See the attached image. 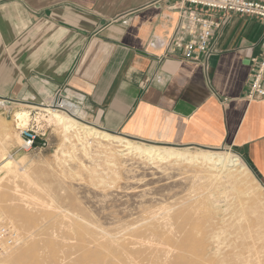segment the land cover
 I'll use <instances>...</instances> for the list:
<instances>
[{
    "label": "crops",
    "instance_id": "crops-1",
    "mask_svg": "<svg viewBox=\"0 0 264 264\" xmlns=\"http://www.w3.org/2000/svg\"><path fill=\"white\" fill-rule=\"evenodd\" d=\"M179 19L166 0H0V97L65 90L100 130L234 150L264 187V101L246 99L262 22L232 15L191 62L166 52Z\"/></svg>",
    "mask_w": 264,
    "mask_h": 264
},
{
    "label": "rangeland",
    "instance_id": "rangeland-1",
    "mask_svg": "<svg viewBox=\"0 0 264 264\" xmlns=\"http://www.w3.org/2000/svg\"><path fill=\"white\" fill-rule=\"evenodd\" d=\"M62 93L66 95L61 97ZM0 99L7 104H0V131L3 133L4 129L13 136L19 134L15 130L13 113L19 109H25L18 105L20 103L51 106L55 110L63 109L61 112H66L69 106L81 115L78 101L65 90L47 100L37 98L38 101L32 99L24 101L23 97L15 99L0 97ZM59 99L66 102L67 107L54 108ZM26 110L33 112V115L37 113V121H40L39 125L47 131V135L30 151L22 149L21 141H17L13 146L7 145V148L8 154L18 161L17 169L20 173L26 170L35 184L21 176L9 175L3 186L12 193L9 199L14 198V203L19 204L24 211L37 220L35 227L22 228L17 224L13 225L21 234L20 239L23 237L29 242L37 240L44 244V246L40 244L41 248L38 249L34 259L43 261L48 257H54L55 263L62 261L64 264H94L93 259L98 256L102 261L100 264H135V262L150 264V262L153 263L152 260L158 261V264L165 260L167 264H190L201 255L199 242L211 224L210 217L204 216L206 214L202 211V197L204 193L205 195L215 193L214 195L218 198L221 197L220 195L225 198L227 191L229 193L231 190L228 183L223 180L214 182L209 178V172L204 171L207 169L203 166L196 167L186 163H152L140 157L118 154L121 148L117 145L107 146L104 143L99 146L98 142L94 141L86 144L80 142L79 137L72 133L66 138L62 129L47 121L49 118L38 114L42 111ZM85 122L96 127L87 120ZM130 140L150 146L170 147ZM105 149L116 153L115 166L112 167L106 162L107 156L103 153ZM188 149L193 152L209 150ZM225 150L239 155L231 149H215L218 152ZM4 163L1 162L0 168ZM15 185L16 187L18 185L17 189L21 190L19 196L12 192L16 190ZM228 193L226 201L222 198L224 201L219 204L223 203L220 207V218L215 221L226 217L225 221L232 226L228 229L229 231L239 232V226H249L264 237V190L258 194L261 199L256 197L248 201L246 198L248 201L245 202L244 207L246 218L239 215V212L243 211L240 202L237 199L233 200L232 192V194ZM233 204L237 208L233 209ZM5 205L7 204L0 207V214L5 213L3 218L11 223L7 215L8 207ZM228 205H230L229 209ZM225 208L227 213L223 211ZM194 218H199L198 226L197 224L189 226V220ZM241 219L243 223L239 222ZM68 224L73 226L68 227ZM194 229L198 230L199 236H196ZM185 239H191L192 244L195 243V245L188 249H180ZM151 242L155 245L153 246ZM20 243L11 253L19 252L24 247ZM134 243H143V246H135ZM140 249L147 253H141ZM0 264H6V262Z\"/></svg>",
    "mask_w": 264,
    "mask_h": 264
},
{
    "label": "bare ground",
    "instance_id": "bare-ground-1",
    "mask_svg": "<svg viewBox=\"0 0 264 264\" xmlns=\"http://www.w3.org/2000/svg\"><path fill=\"white\" fill-rule=\"evenodd\" d=\"M50 101L52 102V100ZM3 103H5V101L0 99V104H3ZM58 104L61 105V107H67L66 102H63L61 104L59 102ZM18 105L21 107H24L25 109H19L15 111V113H13L14 118L21 121V123L23 124H26L27 122L30 121L31 115L26 109H36V110L42 111L41 113H38V114H40L44 118H47V119L49 118L47 121H49L50 123L62 129L66 138L68 134L72 133L75 136L79 137L78 140L80 142H83V143L85 142L86 144H90L91 142L94 141V142H98L99 146L100 144H104V143L107 144V146L117 145L118 147L121 148L119 149L118 154L122 156L132 155L135 157H140V158L149 160L152 163H180V164L186 163V164L196 166V167H202V166L205 167V169L207 170H204V171L209 172L208 173L210 175L209 178L212 179L214 182L223 180L225 183L229 184L231 188V190H229L230 191L229 193L232 192L234 194L233 200L237 199L240 202V205L243 209V211L239 212L240 213L239 215H242L241 217L246 218V212H245L246 209L244 210V207L246 205L245 202L251 201L252 199H256V197L257 199H261V197L259 198L258 194H260L264 190V187L259 183V181L256 179V176L253 175L252 171L248 168V166L242 160V158L239 155L234 154L229 150L219 151V152L215 150L213 151L212 150L211 151L210 150H200V151L193 152L188 148L187 149H177V148H171V147H159V146H154V145L150 146V145L140 144L137 142H133L124 136L113 135L108 132L102 131L99 128L88 125V123L85 122L83 116H81L80 113H78L74 108H71L69 106L67 107L66 112H61V110L63 109L59 111V110L53 109L51 106H43V105L37 106V105L30 104V103H20ZM16 106L17 105H15V107ZM17 141L23 142V139L20 137L19 134L13 136L12 133H9L8 131L4 129H3V133H1L0 131V159L5 157L4 160L0 161V164L1 162H5L0 168V207L3 206L5 203L7 204L5 206L8 207L9 212L7 215L8 217H10L11 224L13 225L17 224L22 228L33 227V226L35 227L36 221H37L36 218L30 215L28 212L24 211V209L20 207L19 204L14 203L15 201L14 198L9 199L12 193L10 192L9 189L3 186V183L6 177H8L9 175H14L15 177L21 176L25 178L27 181H30L31 183L35 184V182L31 179L30 174L26 170H23L20 173V170L17 169L18 161H16L13 158V156H11V154H8L7 145L13 146L16 144ZM21 145H22L21 147L24 146L22 143ZM104 146L107 147L106 145ZM82 148H83V145H82ZM100 152L102 154L101 150ZM103 153L104 154L106 153L105 156H107V158L104 156L107 159L106 162H108L109 165L111 164L112 167L115 166L114 159H115L116 153L113 150L111 151L107 149H105ZM96 174H95V177L97 178ZM17 187L19 186L17 185ZM17 187L15 191L14 190L12 191L14 192V194L17 193L16 195L21 193V190H19V188L17 189ZM242 187L245 188V190H243ZM227 193L225 194V198L226 196H228ZM209 194L210 195L208 194L205 195L204 193V196L202 197L201 206L204 209V210L202 209L203 213L206 214L204 216L210 217L209 222L211 224L209 227H207L208 225L206 226L209 229L203 233V239L201 240V242H199L201 243L200 244L201 246L199 249L201 252V255L197 257L196 259H194L190 264H264V237L258 231H254V229L249 226H245V227L243 225L239 226L240 223L237 224L240 227L239 232L229 231L228 229L232 226L230 223L225 221L226 217L225 218L221 217L223 218L222 220L215 221L217 218H220L219 216L220 211H221L220 207L221 205H223V203L221 205L219 204L222 201H224L222 199L224 197L220 195L221 196L220 197L221 199H220L216 195H214L215 193L214 194L209 193ZM21 196L26 197L23 194ZM231 196H229L230 199H231ZM246 198H248V201ZM229 202H226V203L228 204ZM232 203L233 202H231V204ZM235 207L236 206H234L233 204V209ZM229 208H230V205H228V209ZM223 211L227 213L226 208ZM235 213H233V215ZM196 214L199 215V213H196ZM0 215L2 216V217L0 216L2 219H5L3 218V216L5 217L6 215L5 213L4 214L1 213ZM231 215L232 214H230V216ZM201 216L203 217V215ZM234 216H235L234 218H236V215ZM237 219H235V221H237ZM199 221H200L199 218L191 219L189 220V226H196V224L198 226ZM235 221H234V224H235ZM242 221H243L242 219L239 220V222H242ZM245 221L247 220L245 219ZM69 224L67 225L68 227L73 226ZM203 227H205V225H203ZM197 231H195L196 236H199L197 235L198 234ZM18 234L21 235L20 233ZM199 234H200V231H199ZM19 239H20V236H19ZM19 243L20 245L23 244L24 247L21 248L19 252H14V253H11V252H13V249H15L16 247L10 249L9 251L10 253L8 252L4 257H2L0 263L6 262V264H64L62 261H60L59 263L58 262L55 263L54 257H48L47 259H43V261L34 259L36 257V253L38 249L41 248L40 244L44 246V244L39 243L37 240H31L29 242L22 237V239L18 240V244ZM139 244L140 243H134L135 246H139V247L143 246L142 245L143 243L140 245ZM49 245L51 246V243H49ZM160 245L162 244L160 243ZM194 245L195 243L192 244L191 239H185L182 242L180 249L182 250L188 249V247L191 248ZM149 247L152 248L150 244H149ZM142 249H140L139 251L141 253L146 254L147 252L145 251L143 252L144 249L143 250ZM173 249H171L172 253H173ZM168 251L170 250L168 249ZM99 259L100 258L98 256H95V258L93 259V263L100 264V262L102 261L101 259L100 260ZM152 261L153 263L150 262V264L159 263L158 261H154V260ZM166 262L167 261L165 260L164 262H161L160 264H167ZM135 264H139V263L135 262Z\"/></svg>",
    "mask_w": 264,
    "mask_h": 264
},
{
    "label": "built area",
    "instance_id": "built-area-1",
    "mask_svg": "<svg viewBox=\"0 0 264 264\" xmlns=\"http://www.w3.org/2000/svg\"><path fill=\"white\" fill-rule=\"evenodd\" d=\"M174 3L180 19L169 41L166 52L191 62H206L215 52L217 34L229 24L232 15L252 18L262 22L261 54L252 59L251 74L246 99L264 101V0H166ZM66 93L60 94L64 97ZM63 103L57 102L56 109ZM26 124L15 119V130L23 139L22 149L30 151L47 131L40 127L36 114L29 112ZM19 234L13 224L0 217V261L10 249L17 247Z\"/></svg>",
    "mask_w": 264,
    "mask_h": 264
}]
</instances>
